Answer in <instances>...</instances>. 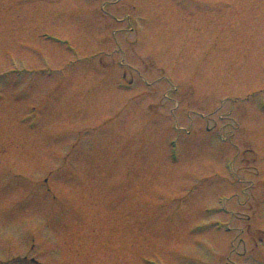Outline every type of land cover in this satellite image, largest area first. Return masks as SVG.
<instances>
[{
    "label": "rangeland",
    "instance_id": "rangeland-1",
    "mask_svg": "<svg viewBox=\"0 0 264 264\" xmlns=\"http://www.w3.org/2000/svg\"><path fill=\"white\" fill-rule=\"evenodd\" d=\"M4 256L264 264V0H0Z\"/></svg>",
    "mask_w": 264,
    "mask_h": 264
},
{
    "label": "flooded vegetation",
    "instance_id": "flooded-vegetation-1",
    "mask_svg": "<svg viewBox=\"0 0 264 264\" xmlns=\"http://www.w3.org/2000/svg\"><path fill=\"white\" fill-rule=\"evenodd\" d=\"M11 258L4 256V257H0V264H12L10 261ZM34 263L39 264L38 261H36V259H31Z\"/></svg>",
    "mask_w": 264,
    "mask_h": 264
}]
</instances>
